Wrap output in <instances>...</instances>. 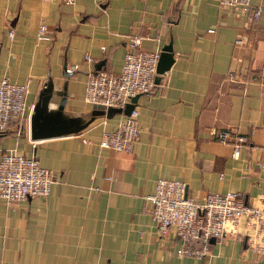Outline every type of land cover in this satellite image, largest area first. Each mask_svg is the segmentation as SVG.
Listing matches in <instances>:
<instances>
[{
	"label": "crops",
	"instance_id": "crops-1",
	"mask_svg": "<svg viewBox=\"0 0 264 264\" xmlns=\"http://www.w3.org/2000/svg\"><path fill=\"white\" fill-rule=\"evenodd\" d=\"M250 5L262 9L256 22L217 0H0V79L26 84L22 115L0 133V158L15 150L55 174L46 197L0 199V264H264L229 235L232 223L205 257L177 256L174 229L157 233L147 199L167 178L184 181L193 198L234 191L244 205L263 206L264 0ZM41 23L49 41L37 40ZM132 37L150 51L170 42L174 58L154 90L138 95L132 149L98 146L122 114L33 139L30 115L43 87L53 85L48 111L65 87L63 116L86 121L97 108L84 99L88 71L118 73ZM221 129L247 135L239 157L213 137ZM247 220L236 223L241 235Z\"/></svg>",
	"mask_w": 264,
	"mask_h": 264
},
{
	"label": "built area",
	"instance_id": "built-area-1",
	"mask_svg": "<svg viewBox=\"0 0 264 264\" xmlns=\"http://www.w3.org/2000/svg\"><path fill=\"white\" fill-rule=\"evenodd\" d=\"M73 4L75 0H63ZM251 0H217L225 9L248 12L256 22L262 9L250 5ZM8 36L13 38L10 29ZM48 26L41 23L37 40L49 41ZM159 51L141 48V38L132 37L123 56L120 71L106 69L88 71L84 90L87 103L101 109L123 108L132 97L151 93L155 88L156 66ZM84 60L90 57L84 55ZM78 65L65 68L67 73L75 72ZM26 84L12 82L7 77L0 79V133L8 129L11 122L18 120L24 110ZM140 126L138 111L134 107L128 115H121L112 131H104L98 141L100 148L114 151H130L138 140ZM216 141L231 145V156L237 158L248 143L247 135L221 129L215 131ZM55 182L52 170L42 167L35 156H24L15 150L5 151L0 158V199L6 203L25 201L30 197H46ZM151 203V218L159 235L174 229L178 244L175 254L180 257L203 258L209 254L210 239L219 241L224 237L226 226L233 224L229 235L239 241L245 240L256 254L264 255V204L250 207L243 203L238 192L207 193L200 198L187 195V184L177 179L159 178L154 192L147 197ZM248 218L250 232L241 235L236 223L242 217ZM245 237V238H244Z\"/></svg>",
	"mask_w": 264,
	"mask_h": 264
},
{
	"label": "water",
	"instance_id": "water-1",
	"mask_svg": "<svg viewBox=\"0 0 264 264\" xmlns=\"http://www.w3.org/2000/svg\"><path fill=\"white\" fill-rule=\"evenodd\" d=\"M174 62L172 46L169 42L159 51V59L156 66L155 83L164 75ZM102 63V61L100 62ZM100 66L96 67L99 70ZM62 93V99L54 111H48L47 105L52 96L53 85L47 84L43 87L38 95V99L30 115V136L33 139L49 138L77 134L86 128L97 116L111 118L115 114L128 115L134 109L138 95H135L125 104L123 108L108 107L106 109L96 108L90 113L89 119L82 121L78 117H64L62 110L66 101L65 87ZM215 240L210 239V243Z\"/></svg>",
	"mask_w": 264,
	"mask_h": 264
},
{
	"label": "trees",
	"instance_id": "trees-1",
	"mask_svg": "<svg viewBox=\"0 0 264 264\" xmlns=\"http://www.w3.org/2000/svg\"><path fill=\"white\" fill-rule=\"evenodd\" d=\"M2 133V132H1Z\"/></svg>",
	"mask_w": 264,
	"mask_h": 264
}]
</instances>
